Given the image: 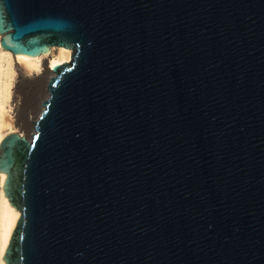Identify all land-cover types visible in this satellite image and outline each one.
I'll use <instances>...</instances> for the list:
<instances>
[{
  "label": "water",
  "instance_id": "1",
  "mask_svg": "<svg viewBox=\"0 0 264 264\" xmlns=\"http://www.w3.org/2000/svg\"><path fill=\"white\" fill-rule=\"evenodd\" d=\"M55 63L0 139L5 264H264V0H0Z\"/></svg>",
  "mask_w": 264,
  "mask_h": 264
},
{
  "label": "bare ground",
  "instance_id": "2",
  "mask_svg": "<svg viewBox=\"0 0 264 264\" xmlns=\"http://www.w3.org/2000/svg\"><path fill=\"white\" fill-rule=\"evenodd\" d=\"M71 53L69 49L50 47L45 56H12L10 49L0 45V139L6 132L15 130L14 124L18 126V132L29 135L36 114L31 116L27 110L22 111L23 89L29 84L36 87L43 83L42 99L46 95V81L53 73V65L69 60ZM40 108L39 102L36 110ZM3 178L4 175L0 174V264H5L2 255L19 216L5 199Z\"/></svg>",
  "mask_w": 264,
  "mask_h": 264
},
{
  "label": "rangeland",
  "instance_id": "3",
  "mask_svg": "<svg viewBox=\"0 0 264 264\" xmlns=\"http://www.w3.org/2000/svg\"><path fill=\"white\" fill-rule=\"evenodd\" d=\"M34 85V84H33ZM32 84H29L27 88H24L22 93H21V97H22V111L24 112L25 110H27V112L32 116L34 114L37 115L38 113V104L40 102V97L44 92V88H43V83L37 85L34 87ZM26 108V109H25ZM24 109V110H23ZM29 109V111H28ZM37 109V110H36ZM14 131H19L18 126L16 124H14ZM9 132V131H8ZM7 133V132H6ZM23 133V131H22ZM30 133V132H29Z\"/></svg>",
  "mask_w": 264,
  "mask_h": 264
}]
</instances>
